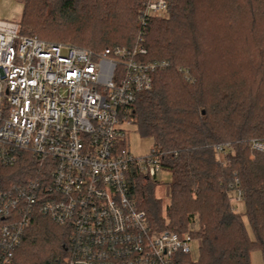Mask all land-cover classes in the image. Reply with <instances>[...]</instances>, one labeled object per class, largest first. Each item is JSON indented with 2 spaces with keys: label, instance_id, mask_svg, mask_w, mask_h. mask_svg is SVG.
I'll return each mask as SVG.
<instances>
[{
  "label": "trees",
  "instance_id": "trees-1",
  "mask_svg": "<svg viewBox=\"0 0 264 264\" xmlns=\"http://www.w3.org/2000/svg\"><path fill=\"white\" fill-rule=\"evenodd\" d=\"M21 1L23 36L94 52L143 46L144 61L168 63L138 97L129 130L157 146L162 171L173 177L170 203L163 205L152 183L162 171L134 173L131 199L153 229L199 242L198 260L181 262L251 264L256 249L264 256V155L249 146L264 142V0H166L167 13L145 21L149 0ZM228 143L221 159L216 146ZM16 155L14 166L0 163V200L44 171L30 151ZM231 185L243 192L254 240L234 210ZM24 219L30 225L17 264H55L68 255L69 229L26 202L0 209V229Z\"/></svg>",
  "mask_w": 264,
  "mask_h": 264
},
{
  "label": "built area",
  "instance_id": "built-area-1",
  "mask_svg": "<svg viewBox=\"0 0 264 264\" xmlns=\"http://www.w3.org/2000/svg\"><path fill=\"white\" fill-rule=\"evenodd\" d=\"M167 11L166 0H149L141 19ZM147 56L143 46L94 52L48 43L0 19V163L12 167L16 152L26 150L44 170L16 197L0 200V209L26 202L69 229L68 255L55 264H183L193 253L195 239L153 229L131 199L134 173L155 177L162 171L157 146L139 157L129 142L134 104L168 67L144 61ZM249 146L264 155L263 141ZM230 148L216 146L221 159ZM230 192L243 202L242 190L231 185ZM29 225L24 219L1 227L0 264H17Z\"/></svg>",
  "mask_w": 264,
  "mask_h": 264
},
{
  "label": "rangeland",
  "instance_id": "rangeland-1",
  "mask_svg": "<svg viewBox=\"0 0 264 264\" xmlns=\"http://www.w3.org/2000/svg\"><path fill=\"white\" fill-rule=\"evenodd\" d=\"M24 10V4L21 0H0V19L8 20L19 23L22 19V14ZM123 123L128 125L131 123L130 118L124 117ZM130 131V130H129ZM130 149L135 156L145 157L150 154L151 149L154 146V143L151 139L142 138L140 133L135 131H130L129 136ZM221 158V157H220ZM173 177L171 173L162 171L156 178L152 181L155 188V193L158 198L163 202L164 206H167L170 203L169 196V186L172 184ZM231 202L234 206V210L237 214L241 215L244 221V224L249 231L250 237L254 240V235L250 229V223L245 215V208L243 202H236V193L230 192ZM191 249L193 251L191 258L194 262L198 260L199 255V242L194 241L191 243ZM251 264H264V256L261 250H254L251 254Z\"/></svg>",
  "mask_w": 264,
  "mask_h": 264
}]
</instances>
